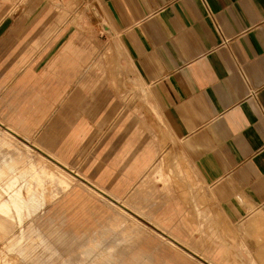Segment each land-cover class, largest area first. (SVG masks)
Returning a JSON list of instances; mask_svg holds the SVG:
<instances>
[{
  "label": "crops",
  "instance_id": "crops-1",
  "mask_svg": "<svg viewBox=\"0 0 264 264\" xmlns=\"http://www.w3.org/2000/svg\"><path fill=\"white\" fill-rule=\"evenodd\" d=\"M79 2L80 6L94 7L95 28L89 33L70 30L61 15L59 22L36 35L38 39L27 45L18 60L26 70L24 79L14 87L10 81L3 84L6 93L1 97H19L13 102L4 100L13 116L3 119L10 127L21 126L30 138L32 123L20 112L22 97H42L46 93L61 97L65 90L60 80L64 67L79 70V62L85 63L94 54L87 74L91 81L86 86L97 89L103 85L99 79L104 78V85L109 84L114 90L122 71L129 79L137 78L140 84L150 87L180 142L179 151L205 187L206 193L199 197L209 201V209L215 208L228 220L240 224L242 262L264 264V0ZM4 20L0 22V47L8 37L24 36L7 33ZM39 54L44 56L36 68L32 64ZM91 127L89 120L81 118L67 131V137L46 149L67 163ZM5 131L16 138L14 132ZM143 132V127L137 128L105 168L110 176L115 166L126 159L124 172L110 187L105 183L109 178L103 173L93 185L53 162L68 173L72 184L45 205H52L49 213L43 212L45 207L37 213L27 229L29 234L41 236L46 232L52 246L64 255H77L73 260L78 261L196 264L176 243L161 242L160 233L147 228L126 210L133 206L162 228L172 229L184 243L193 245L189 241L192 226L186 225L188 217L179 216L178 224L172 215L175 209L165 210L163 216L144 209L145 200L160 199L158 194L148 196L146 186L153 189L163 181L170 192L175 186L170 160L156 163L159 150L151 140L127 161ZM55 137L43 139L51 142ZM25 159L30 160L24 163ZM32 161L15 155L12 165L32 166ZM105 192L112 196L107 197ZM168 196L175 200L174 192ZM119 200L123 203L118 204ZM38 215L41 224L37 226ZM173 221L177 224L169 225ZM27 230L22 229V236ZM109 230L116 241L111 239L106 244ZM131 242L134 248L130 247ZM200 253L210 255L205 261L214 264H237L223 257L221 246ZM28 260L34 262L36 257Z\"/></svg>",
  "mask_w": 264,
  "mask_h": 264
},
{
  "label": "rangeland",
  "instance_id": "rangeland-1",
  "mask_svg": "<svg viewBox=\"0 0 264 264\" xmlns=\"http://www.w3.org/2000/svg\"><path fill=\"white\" fill-rule=\"evenodd\" d=\"M1 1L3 4L0 5V22L6 19L4 27L7 28V33L24 36L8 37L7 43H2L0 47V264H96L94 261L73 260L77 255H64L61 249L52 246L46 239V232L43 231L41 236L36 233L30 235L27 229L37 213L44 207L43 212L49 213L52 205H45L54 200L64 187L68 188L72 184L73 179L68 173H64L63 169L53 162L90 184L103 173L109 178L105 183L110 187L124 172L126 159L122 160L118 167L113 165L116 169L110 176L105 168L115 160L126 139L132 137L134 131L140 127H143L144 132L129 153L127 161L133 158L140 146L151 140L159 150L156 163L170 160L172 183L175 186V200L168 196L173 192L166 189L163 181L158 182L153 189L146 186L148 196L158 194L160 199L145 200L144 209H152L159 216H163L165 210L175 209V214L172 215L178 224H181L179 216L188 217L186 225L192 226L193 234L189 241L193 242V245L184 243L173 234L172 229L162 228L149 219L148 214L135 211L133 206L126 207V210L147 228L160 233L161 242L169 240L176 243L196 264H214L210 260L205 261L210 255L200 253L213 246H221L225 251L223 257L231 259L232 262L255 264L256 262H242L240 224L228 220L215 208L209 209L208 200L199 197L200 194L206 193L205 187L193 174L188 161L179 151L180 142L152 90L140 84L137 78L131 80L121 71L117 81L115 80L114 90L109 84L104 85V78L99 79V82L103 81L102 86L89 89L85 83L91 81L87 74L94 63V54L89 55L85 63L79 62L81 67L83 66L79 67V70L64 67V76L60 80L65 90L61 97L47 93L42 97H22L24 103L20 106V112L32 123L30 138L24 135L21 126H8L3 118L6 115L13 116V113L4 100L13 102L19 97H1L6 93L3 84L10 81L14 87L18 81L24 79L26 70L20 67L18 60L27 45L32 40H37L36 35H41L54 22H59L58 18L62 16L70 30H86L88 33L95 28V21L94 7L80 6L79 0H65L70 4H63V0ZM50 2L52 4L49 5ZM43 56L39 54V58L33 61V67L40 66ZM56 80L57 78H54V81ZM132 81L133 83H130ZM44 114L46 116L42 119ZM81 118L89 120L92 127L82 136L66 163L56 158L46 147L52 149L53 145L56 146L62 138L67 137V131ZM5 130L14 132L16 138ZM52 135L56 136L54 141H44V137ZM15 155L33 159V165L14 167L12 159ZM29 160L25 159L23 162ZM16 176L20 177L16 180ZM105 195L112 196L109 192ZM174 221L169 225L177 224ZM35 222L37 226L41 224L39 215ZM22 229L27 230L25 237L22 236ZM110 231H107L108 236L104 240L106 244L111 243L113 239ZM101 233L99 229V236ZM115 241L116 239L112 240ZM130 247L134 248L135 244L131 242ZM29 257H36V260L31 262Z\"/></svg>",
  "mask_w": 264,
  "mask_h": 264
},
{
  "label": "bare ground",
  "instance_id": "bare-ground-1",
  "mask_svg": "<svg viewBox=\"0 0 264 264\" xmlns=\"http://www.w3.org/2000/svg\"><path fill=\"white\" fill-rule=\"evenodd\" d=\"M8 137V136H7ZM12 157H14V156H12ZM7 161V160H6ZM33 162V161H32ZM94 185V184H93ZM106 193V192H105ZM120 201V200H119ZM128 207V206H127Z\"/></svg>",
  "mask_w": 264,
  "mask_h": 264
}]
</instances>
